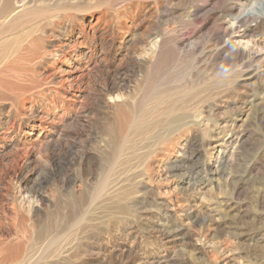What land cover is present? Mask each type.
<instances>
[{
    "label": "rangeland",
    "instance_id": "rangeland-1",
    "mask_svg": "<svg viewBox=\"0 0 264 264\" xmlns=\"http://www.w3.org/2000/svg\"><path fill=\"white\" fill-rule=\"evenodd\" d=\"M240 1L0 0V264H264Z\"/></svg>",
    "mask_w": 264,
    "mask_h": 264
},
{
    "label": "bare ground",
    "instance_id": "bare-ground-1",
    "mask_svg": "<svg viewBox=\"0 0 264 264\" xmlns=\"http://www.w3.org/2000/svg\"><path fill=\"white\" fill-rule=\"evenodd\" d=\"M240 1V0H239ZM246 1H248V0H245V2ZM241 2V1H240ZM232 3V2H231ZM238 3V2H237ZM242 3V2H241ZM250 3V2H249ZM244 4H246V3H243L242 5H244ZM231 6V5H230ZM240 6V5H239ZM238 8V6L236 5V4H234V5H232V11L233 10H235V9H237ZM241 8V7H240ZM244 9V8H243ZM243 9H241V10H243ZM254 10V9H253ZM237 11V10H236ZM252 10H245V11H241L240 12V14L235 18V20L237 21V23L238 24H240V23H242V24H245V20L247 19V18H249V15L250 14H252L253 12H251ZM238 13V12H237ZM39 14V13H38ZM259 14H263V12H261V13H259ZM33 15V14H32ZM237 15V14H236ZM28 16V15H27ZM31 16V15H30ZM261 16V15H260ZM260 18V17H259ZM262 20V19H261ZM244 22V23H243ZM247 22V21H246ZM260 23H261V21H260ZM262 25V24H261ZM236 27H237V25H236ZM242 27H243V25H242ZM247 27V26H246ZM256 27V26H255ZM247 28H250V26L249 27H247ZM236 29V28H235ZM246 33V32H245ZM240 45V44H239ZM236 50H237V47H236ZM240 52H248V53H242L243 55H247V56H249V57H251V56H253V53L249 50V49H247V47L246 48H241L240 49ZM241 54V55H242ZM240 55V54H239ZM245 81V80H244ZM245 83V82H244ZM170 98V97H169ZM168 99V98H167ZM175 103H177V102H175ZM140 112V111H139ZM171 112V111H170ZM173 113V112H172ZM258 115L259 116H261V117H263L264 116V105L258 110ZM159 121V120H158ZM132 123V122H131ZM178 165H175L174 164V166H171V168H170V170L172 171V172H174L176 169H179L181 166H179V167H177ZM183 168V167H182ZM106 177V176H105Z\"/></svg>",
    "mask_w": 264,
    "mask_h": 264
}]
</instances>
